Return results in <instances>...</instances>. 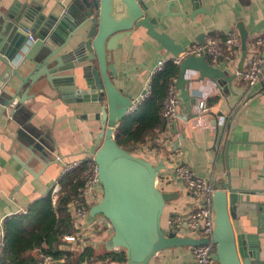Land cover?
Instances as JSON below:
<instances>
[{"label":"crops","instance_id":"0c3cea01","mask_svg":"<svg viewBox=\"0 0 264 264\" xmlns=\"http://www.w3.org/2000/svg\"><path fill=\"white\" fill-rule=\"evenodd\" d=\"M16 1L19 7L25 4L41 7L42 14L49 17L62 12L59 3L68 6L76 0ZM141 1L148 7L146 12L159 21L158 31L166 33L186 50L177 59L180 61L193 46L205 44L210 35L226 39L235 32L240 37L241 47L240 31L243 29L247 34L248 53L243 64L240 48L234 64L223 62L214 66L224 71L231 82L197 81V73H188L187 78L193 80L191 96L197 99V104L205 99L210 107L209 112L199 114L196 104L192 106V115L182 101L180 111L188 119L177 120L176 126L175 122H166L165 129L154 131L145 143L136 147L135 154L154 165L164 163L165 169L159 175L163 179V182L160 180L161 186L165 183L163 191L176 198L167 203L162 225L166 229H174L178 236L189 235L184 219L199 205L200 199L198 194L190 192L181 181L170 176L174 164H186L217 189L230 181L234 188L248 192L244 197L249 196L253 208L233 220V228L236 234L257 236L260 260L264 262V220L260 217H264V211L258 210L264 209V79L250 89L238 75L250 66L254 55L264 61V51L255 45L256 37L264 34V0ZM14 2L0 0V11L6 12ZM81 3H77V6L82 8ZM2 24L0 17V30ZM59 42L60 39L57 44ZM78 42L73 40L72 47ZM61 55L53 56L45 65L43 56L36 58V62L43 67L36 83L20 88V79L12 78L11 85L6 88L9 96L17 94L14 104L21 98L26 101L16 105L15 109L8 108L0 120V238L1 233H5L6 222L23 210L29 211L38 200L51 194L54 203L57 202L62 188L63 165L56 161V156L60 155L64 162L93 156L91 148L99 133L100 123L90 119L89 115L99 112L100 104L76 101L78 96L74 84L86 88L83 67L87 64L76 62V68L71 69V62L68 61L57 69L59 64L56 58L60 59ZM22 59L15 67L20 68L21 76L26 77L35 65L31 62L21 65ZM107 59L117 72L118 77L114 80L116 86L131 95L133 101L145 92L159 61L176 60L161 44L150 38L144 28L135 29L129 37L121 39L117 50L108 53ZM47 72H50L52 82L48 80ZM245 100L252 103L240 115L230 136L229 126L233 115L244 106ZM18 160L30 170L25 178L21 176L22 168ZM43 162L47 164L46 167ZM95 204L91 201L89 209ZM69 211L72 213L71 208ZM178 217L183 221L177 224L174 221ZM80 232L83 235L80 242L63 241L64 246L59 250L73 249L78 255L81 250L92 246L98 257L107 252H124L121 249L107 250L106 242L114 232L109 221L102 216L94 219L88 216L81 224ZM41 253L40 248H35L28 251L26 256L44 264ZM65 258L63 256L59 262H65ZM192 263V248L181 247L159 253L150 264ZM84 264L126 263L94 258Z\"/></svg>","mask_w":264,"mask_h":264},{"label":"water","instance_id":"95a60500","mask_svg":"<svg viewBox=\"0 0 264 264\" xmlns=\"http://www.w3.org/2000/svg\"><path fill=\"white\" fill-rule=\"evenodd\" d=\"M16 2L6 12L0 11L3 19L0 30V120L8 108L15 109L16 105L26 101L21 98L14 104L17 94L9 96L6 88L11 85L12 78L20 79V88L36 83L43 70L36 62L38 56H43L45 65L47 60L62 53L60 59L56 58L57 69H61L63 62H71V69L76 68V62L86 63L83 67L86 88L76 84L74 87L77 102L100 104V111L89 117L100 123L91 154L99 168L103 198L91 207L89 216L92 219L102 216L111 224L114 233L106 242L107 250H123L127 256L126 264H150L163 251L209 243L210 239L178 236L172 228L163 227L165 207L176 198L157 185L159 175L165 169L164 163L154 165L122 148L116 141L118 127L131 115L133 98L116 86L114 80L118 75L108 63V53L117 50L119 41L138 28H144L147 35L175 59L186 52L183 46L158 31L159 21L146 12L148 7L141 0H83L82 3L76 0L68 6L59 3L62 12L49 17L42 14L41 7L33 4L19 7ZM77 3H81L83 9ZM240 33L243 64L248 53L247 34L243 29ZM58 39L60 42L57 44ZM73 40L79 41L74 48ZM69 47L72 49L67 50ZM20 58H23L21 65L26 62L35 65L26 77L21 76L20 68L15 67ZM179 68L175 85L191 114L197 99L191 96L193 80L187 78L188 73H197V81L231 82L224 71L210 65L205 55L186 56L180 61ZM46 76L52 82L50 72ZM251 103L247 102L233 115L230 136L240 115ZM226 152L228 155V150ZM18 162L22 168L21 176L25 178L30 170L23 162ZM245 194L248 192L234 188L230 181L214 193L215 229L211 241L215 245L212 259L216 264L264 263L260 260L257 236L236 234L233 228L232 221L253 208L249 196L244 197ZM258 210L264 211L261 208ZM260 217L264 220L263 216Z\"/></svg>","mask_w":264,"mask_h":264},{"label":"built area","instance_id":"2783aa9c","mask_svg":"<svg viewBox=\"0 0 264 264\" xmlns=\"http://www.w3.org/2000/svg\"><path fill=\"white\" fill-rule=\"evenodd\" d=\"M32 40V37H31ZM255 45L264 51V34L256 37ZM240 37L237 33H231L226 39H217L210 35L207 37L204 45H195L187 53V56H207L210 61V65L217 66L223 62H227L229 65L235 63V60L240 54ZM176 64L180 63V60L174 61ZM166 62L161 60L158 62L157 66L151 73V79L154 75L161 72L165 66ZM239 77L245 81L249 88H253L260 81L264 79V61L257 55H254L250 66L243 72L238 73ZM176 81L170 85L168 94L164 100L162 107V116L166 122H175L177 120L183 119L187 120L188 117L182 115L181 105L182 100L180 97V92L176 88ZM151 94V80L147 83L145 92L141 97L133 101V106L130 109V113L135 112L139 106L150 96ZM248 100L243 101V104H247ZM199 114H207L210 110L209 104L205 99L199 100L198 104ZM226 128L228 123L225 124ZM56 161L58 163L62 162L61 178H64L68 174L74 172L75 170L84 167L83 170V185L78 188V195L71 200L70 208L72 216L75 221L76 228L79 229L78 232L66 235L63 237V241L67 243H77L80 242L83 235L80 232L81 224L89 216V203L92 201L98 203L103 198V188L99 182L98 174L99 168L95 162L94 157H88L81 160H75L71 162H64L63 158L59 155L56 156ZM170 176L181 181L186 188L199 196V205L184 219L189 235L186 237L196 238V239H210V242L198 247L192 248L193 263L192 264H215L212 259L215 253V245L211 241L213 232L215 229L214 223V193L217 188L207 182L205 179L198 176L189 166L183 163L174 164L171 168ZM160 177L157 180V185L163 190L165 183L161 186ZM27 210H23L21 214H27ZM20 214V215H21ZM183 219L178 217L174 222L177 224L182 222ZM99 226V224H98ZM100 227V226H99ZM174 230V229H173ZM175 232V231H174ZM6 250L5 233H1L0 238V259L4 256ZM44 258V264H54L55 259L51 255H46L41 253Z\"/></svg>","mask_w":264,"mask_h":264},{"label":"trees","instance_id":"16d2710c","mask_svg":"<svg viewBox=\"0 0 264 264\" xmlns=\"http://www.w3.org/2000/svg\"><path fill=\"white\" fill-rule=\"evenodd\" d=\"M179 72V64L172 60L166 62L163 70L152 77L150 96L118 127L116 141L119 146L135 154L136 147L145 143L154 131L165 129L162 107L169 87L178 79ZM83 170L84 167L79 168L61 179L62 188L56 203L53 196L48 194L31 206L27 214L6 222V250L0 264H40L39 260L26 256L28 251L35 248L57 259L55 264H84L94 258L127 262L125 252H107L98 257L92 246L81 250L78 255L73 249L59 250L64 246V236L79 231L69 210L71 200L78 195V188L84 183ZM63 256H66L65 262H59Z\"/></svg>","mask_w":264,"mask_h":264},{"label":"rangeland","instance_id":"374dc122","mask_svg":"<svg viewBox=\"0 0 264 264\" xmlns=\"http://www.w3.org/2000/svg\"><path fill=\"white\" fill-rule=\"evenodd\" d=\"M134 154V153H133ZM136 155V154H135ZM136 156H138V155H136ZM138 157H140V156H138Z\"/></svg>","mask_w":264,"mask_h":264}]
</instances>
